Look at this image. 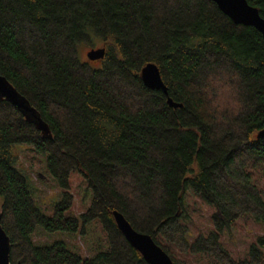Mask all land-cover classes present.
<instances>
[{
  "label": "trees",
  "instance_id": "obj_1",
  "mask_svg": "<svg viewBox=\"0 0 264 264\" xmlns=\"http://www.w3.org/2000/svg\"><path fill=\"white\" fill-rule=\"evenodd\" d=\"M247 1L264 18V0ZM95 40L105 57L82 60L81 45ZM148 64L159 68L168 95L145 86ZM0 75L50 130L45 137L0 100V223L13 264H148L115 211L176 264H264V236L245 259L224 243L243 220L264 224L254 176L264 168L258 30L235 24L212 0H0ZM18 144L46 154L48 171L67 190L73 172L85 177L93 202L82 217L101 221L107 251L88 258L63 242L35 244L37 226L76 233L80 220L67 215V191L52 216L35 205L16 167ZM191 196L215 210L213 230L192 241Z\"/></svg>",
  "mask_w": 264,
  "mask_h": 264
},
{
  "label": "rangeland",
  "instance_id": "obj_2",
  "mask_svg": "<svg viewBox=\"0 0 264 264\" xmlns=\"http://www.w3.org/2000/svg\"><path fill=\"white\" fill-rule=\"evenodd\" d=\"M103 46L104 43L100 40H95L92 44H82L81 59L87 61L88 52ZM12 152L18 156L16 167L28 178L35 205L45 215L52 216L67 191L73 196V205L67 211V215L80 220V229L76 233H50L44 227L37 226L33 234L35 244L48 246L63 242L70 251L88 258L107 251L109 245L101 221L95 219L85 223L82 217L93 202V191L85 177L78 172H73L70 176V188L67 190L48 171L46 154L37 153L33 146L27 144L13 146ZM254 176L264 197V168L256 170ZM187 201L188 213L193 222L190 226L191 237H189L192 241L200 234H207L213 230L211 220L215 210L194 196L188 197ZM261 236H264V224L243 220L232 229L231 233L225 234L224 243L237 260L245 259L248 257L250 245Z\"/></svg>",
  "mask_w": 264,
  "mask_h": 264
},
{
  "label": "water",
  "instance_id": "obj_3",
  "mask_svg": "<svg viewBox=\"0 0 264 264\" xmlns=\"http://www.w3.org/2000/svg\"><path fill=\"white\" fill-rule=\"evenodd\" d=\"M220 10L235 24L250 26L258 30L264 37V18L258 8L250 5L247 0H212ZM106 50L94 49L88 52L87 57L91 61H98L105 57ZM142 80L145 86L152 90L163 91L168 95L159 68L155 64H148L142 70ZM0 100H6L17 107L27 119L35 121L36 126L45 137L50 136L49 127L38 116L36 110L28 101L0 75ZM168 103L173 108H181L182 104L173 102L169 98ZM264 135V131L259 137ZM115 221L126 240L142 255L148 264H176L170 256L153 240L150 235L139 233L133 229L127 219L119 212H114ZM12 243L0 223V264H13L11 262ZM21 264V263H18Z\"/></svg>",
  "mask_w": 264,
  "mask_h": 264
}]
</instances>
